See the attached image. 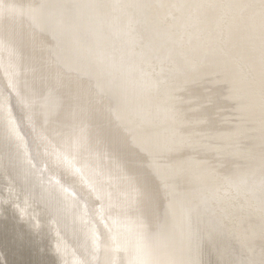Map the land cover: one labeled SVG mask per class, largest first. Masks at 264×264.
I'll return each mask as SVG.
<instances>
[{
  "label": "bare ground",
  "instance_id": "obj_1",
  "mask_svg": "<svg viewBox=\"0 0 264 264\" xmlns=\"http://www.w3.org/2000/svg\"><path fill=\"white\" fill-rule=\"evenodd\" d=\"M0 264H264V0H0Z\"/></svg>",
  "mask_w": 264,
  "mask_h": 264
}]
</instances>
